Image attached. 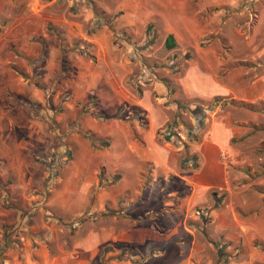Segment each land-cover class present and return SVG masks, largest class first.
<instances>
[{
    "label": "crops",
    "instance_id": "crops-1",
    "mask_svg": "<svg viewBox=\"0 0 264 264\" xmlns=\"http://www.w3.org/2000/svg\"><path fill=\"white\" fill-rule=\"evenodd\" d=\"M85 2L0 0V216L12 223L7 205L17 208L15 226L35 233L3 235L0 252L13 256L5 264H92L106 242L148 243L139 251L145 259L167 256L175 243L190 259L203 245L197 213L209 208L211 192H228L210 213L220 228L227 226L221 217L251 197L248 186L233 184L220 157L230 150L232 119L217 117L210 136L201 138L187 126L194 116L179 106L204 97L248 104L230 94L250 73L215 54L218 43L199 45L213 32L203 24L204 8L235 0H200L196 7L187 0ZM214 16L221 18L220 10ZM151 22L167 28L164 42L173 34L179 48L196 50L197 58L181 64V76L140 73L143 58L156 61L145 41ZM201 62L207 76L228 83L224 93L183 92L182 82L198 76ZM181 128L187 137L180 144L172 133ZM54 153L63 166L47 180L39 166ZM237 194L244 196L236 205ZM105 210L120 214L115 227L101 217L91 229L81 219ZM16 247L21 255H14Z\"/></svg>",
    "mask_w": 264,
    "mask_h": 264
},
{
    "label": "rangeland",
    "instance_id": "rangeland-1",
    "mask_svg": "<svg viewBox=\"0 0 264 264\" xmlns=\"http://www.w3.org/2000/svg\"><path fill=\"white\" fill-rule=\"evenodd\" d=\"M94 1L86 0L85 3L91 5ZM201 1L206 5L209 0ZM187 4L196 7L201 3L200 0H187ZM218 10H220V17L223 20L215 18L214 14ZM261 14L262 21L259 19ZM202 16L204 26L213 29V32H206L200 38L199 45L206 47L209 44L218 43L219 49L214 51L215 54L224 57L227 59L226 61L234 59L236 71L250 73L244 79L236 81L235 91L230 94L231 97L237 100H245L247 101L245 103L248 104L245 106L242 104L239 106L224 105L222 100L213 99L214 97H204L197 102L191 100L187 103L188 108L186 110L194 116L195 124L192 126V121L189 120L187 126L195 129L198 136L205 138L210 136L209 132L215 119L216 121L218 118L232 119L233 137L230 141V150L229 148L226 149L220 157L227 170L234 173L233 184L249 187L247 192V196H251L249 203L238 205L236 211L230 210L229 215L221 217L225 222L223 225L227 226L220 228L221 226L212 223L214 217L210 213L213 209H220L223 206V200L228 192L212 191L209 208L204 207L197 213L200 221H203V224L200 222L202 225L199 227V232H197V241H201L203 245L200 246L196 256L190 259L184 257L185 254L179 253V245L175 243H173V250L167 256L157 258L150 256L151 259L149 258V260L139 255V251L147 250L148 243L132 247L127 243L110 241L102 246L101 253L96 255V258L92 260V264H264V260H262L264 250L261 247V244H264V199L260 198V194L264 191V0H235L233 4L225 3L220 4V6H208L202 11ZM145 29L150 31L152 42L149 43L148 48H150L149 52H152L156 57V61L150 62L143 58V61H140V73H143V69L146 68L149 73H155L156 76L166 77L167 79L170 75L179 77L184 74L186 67L181 64L187 63V60H190V63L192 59L197 58L196 50L181 49L179 46L172 50L167 49L164 42L166 37L164 29H167L166 27L151 22L146 25ZM149 38L145 41H149ZM196 70L198 76H194L192 80L191 76L186 77L185 82H182L183 92L196 90L199 94L205 95L225 92L224 88H227L228 83H218L212 77L207 76L203 62L196 66ZM31 106L36 108V104ZM196 107H201V111L195 116L193 110ZM179 130H185V128ZM50 161H55L56 164L49 166L48 162ZM247 161H251L252 165L247 164ZM41 162L40 164L43 166L39 167L49 173L47 180H50L55 173L52 172L53 168L56 169L57 173L59 167L63 166V161L60 157H57L56 153L50 160H42ZM246 168H248L249 174L244 171ZM37 169L39 168L37 167ZM11 180L19 181L20 179L12 178ZM243 196V194L235 196L236 205ZM217 199H220L218 201L219 206L215 207ZM155 203L159 204V197ZM7 208H12L10 218L13 221L4 224L1 220L3 216H0V249L4 243L1 237L5 235L7 230L12 236L35 235L33 230L25 227L26 225L19 224L15 226L19 212L17 208L12 206L7 205ZM22 208L24 207L22 206ZM29 211L25 210L24 213L26 214ZM119 215H117V211L109 212L105 210L102 213L89 211L81 219L90 221V228L94 229L95 223L103 217L102 219L107 221V227L111 228L116 226L115 217L118 218ZM175 218L174 215L173 219ZM163 219L164 217L161 218L162 223ZM231 219H233L234 225L231 224ZM242 223L247 224L243 225ZM257 225L259 226L257 227ZM180 228L183 229L184 227L180 226ZM69 229L72 234L75 232V229L71 230L70 227ZM44 233L45 231L42 229L38 232L40 235ZM159 244L163 243H155V245ZM34 245L36 243L33 244V247ZM20 247H23V244ZM20 247L19 250L16 247L15 251L20 252H15L14 255L22 254L23 249ZM221 253L224 260L220 257ZM8 257L13 259V256L6 255L5 257V254L3 255V252H0V264H5V258Z\"/></svg>",
    "mask_w": 264,
    "mask_h": 264
},
{
    "label": "trees",
    "instance_id": "trees-1",
    "mask_svg": "<svg viewBox=\"0 0 264 264\" xmlns=\"http://www.w3.org/2000/svg\"><path fill=\"white\" fill-rule=\"evenodd\" d=\"M151 42H152V37L149 38V43H151ZM165 46H166L168 49H172V48H174V47L177 46V42H176V40H175L173 34H169V35L167 36V38H166V42H165ZM179 106H180V108H188L187 104H180ZM200 111H201V107H196V108H194V110H193V112L195 113V115H198ZM90 138H91V137H90ZM92 140L94 141V138H93V137H92ZM55 164H56L55 161H50V162H48V165H49V166H53V165H55ZM214 195H216V193H214ZM219 198H220V197H219ZM219 200H220V199H217V202L215 203V207L219 206V202H218ZM5 234H9V231L7 230V232H5ZM261 247H262V249L264 250V244H261ZM219 253H220V252H219ZM220 257H221L222 260H224V259L222 258V253L220 254Z\"/></svg>",
    "mask_w": 264,
    "mask_h": 264
},
{
    "label": "built area",
    "instance_id": "built-area-1",
    "mask_svg": "<svg viewBox=\"0 0 264 264\" xmlns=\"http://www.w3.org/2000/svg\"><path fill=\"white\" fill-rule=\"evenodd\" d=\"M172 136H173V138H175V139L178 141V143H180V144H181L182 141L185 140V138L187 137L185 131H183V130H178V129H176V130L173 131Z\"/></svg>",
    "mask_w": 264,
    "mask_h": 264
}]
</instances>
